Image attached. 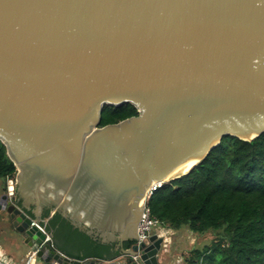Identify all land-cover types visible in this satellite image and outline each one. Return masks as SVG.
Returning a JSON list of instances; mask_svg holds the SVG:
<instances>
[{
	"label": "water",
	"instance_id": "obj_1",
	"mask_svg": "<svg viewBox=\"0 0 264 264\" xmlns=\"http://www.w3.org/2000/svg\"><path fill=\"white\" fill-rule=\"evenodd\" d=\"M130 105L138 116L100 127ZM262 134L264 0H0V141L22 202L2 190L0 211L44 264H114L50 251L32 227L45 209L160 264L158 234L133 259L148 190L227 136Z\"/></svg>",
	"mask_w": 264,
	"mask_h": 264
},
{
	"label": "trees",
	"instance_id": "obj_2",
	"mask_svg": "<svg viewBox=\"0 0 264 264\" xmlns=\"http://www.w3.org/2000/svg\"><path fill=\"white\" fill-rule=\"evenodd\" d=\"M138 115L131 105L105 108L100 127ZM17 172L0 141V180L5 192L8 179H15ZM17 203L22 207V202ZM148 205L171 237L183 229L201 238L212 235L211 243L194 245L183 264H264V134L250 142L225 137L188 174L158 189ZM26 212L36 217L33 210ZM41 223L57 249L71 259L111 263L123 256L118 242L104 244L60 213L52 215L51 209L43 211ZM132 244L125 243L124 249Z\"/></svg>",
	"mask_w": 264,
	"mask_h": 264
},
{
	"label": "built area",
	"instance_id": "obj_3",
	"mask_svg": "<svg viewBox=\"0 0 264 264\" xmlns=\"http://www.w3.org/2000/svg\"><path fill=\"white\" fill-rule=\"evenodd\" d=\"M163 184L154 183L152 187L148 190L146 197L144 198L142 205H143V215L138 227V236L139 241L136 242V245L139 247V252L136 256L133 257L135 261H139L140 253H141V246L143 244H149V240L152 238L153 235L158 234L160 237L165 239L164 244L165 248L169 247L171 244V231L165 227L157 218H154L151 214L150 207L148 205L150 199L154 196L158 189L162 188ZM7 191L6 194L8 196V202L13 205H18L16 200V178L15 179H8L7 181ZM30 217V216H29ZM32 227H35L38 232H40L45 238L43 245L48 244L50 246V251L59 254L62 258L72 260L67 255L59 251L53 241V237L51 233L47 230L46 226L43 223H39L38 221L32 220ZM165 227V228H162ZM170 241V242H169ZM37 252H30L25 260L24 264H37ZM0 264H8L7 262L0 259Z\"/></svg>",
	"mask_w": 264,
	"mask_h": 264
},
{
	"label": "rangeland",
	"instance_id": "obj_4",
	"mask_svg": "<svg viewBox=\"0 0 264 264\" xmlns=\"http://www.w3.org/2000/svg\"><path fill=\"white\" fill-rule=\"evenodd\" d=\"M4 183L0 180V184ZM2 188L4 190V186ZM3 192H0V196H2ZM7 215L4 212H0V222L5 219ZM163 223V222H162ZM166 227V225L163 223ZM162 227V228H165ZM184 230V231H183ZM181 232L171 237V244L169 247L164 249V253L161 255L160 264H183L184 258L186 257V253L195 248V246H203L205 244L211 243L213 239L212 235H206L205 237H198L196 235L188 233L186 229H183ZM170 242V241H169ZM195 245V246H194ZM128 261L125 258H119L114 261V264H127Z\"/></svg>",
	"mask_w": 264,
	"mask_h": 264
},
{
	"label": "crops",
	"instance_id": "obj_5",
	"mask_svg": "<svg viewBox=\"0 0 264 264\" xmlns=\"http://www.w3.org/2000/svg\"><path fill=\"white\" fill-rule=\"evenodd\" d=\"M2 185L1 183L0 192L3 190ZM30 252L31 249L25 244V239L22 234L13 226V223L7 215L0 222V259L8 264H24ZM37 264L44 263L37 260Z\"/></svg>",
	"mask_w": 264,
	"mask_h": 264
},
{
	"label": "bare ground",
	"instance_id": "obj_6",
	"mask_svg": "<svg viewBox=\"0 0 264 264\" xmlns=\"http://www.w3.org/2000/svg\"><path fill=\"white\" fill-rule=\"evenodd\" d=\"M198 161L196 160H192L190 162H188L187 164L183 165L179 171H183V172H187L189 171L192 167H194L197 164ZM126 258V257H123ZM127 259V258H126Z\"/></svg>",
	"mask_w": 264,
	"mask_h": 264
},
{
	"label": "flooded vegetation",
	"instance_id": "obj_7",
	"mask_svg": "<svg viewBox=\"0 0 264 264\" xmlns=\"http://www.w3.org/2000/svg\"><path fill=\"white\" fill-rule=\"evenodd\" d=\"M126 259V258H125Z\"/></svg>",
	"mask_w": 264,
	"mask_h": 264
}]
</instances>
